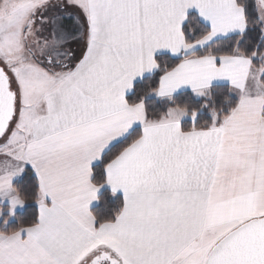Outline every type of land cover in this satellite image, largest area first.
<instances>
[{"label":"snow or ice","instance_id":"1","mask_svg":"<svg viewBox=\"0 0 264 264\" xmlns=\"http://www.w3.org/2000/svg\"><path fill=\"white\" fill-rule=\"evenodd\" d=\"M0 264H264V0H0Z\"/></svg>","mask_w":264,"mask_h":264},{"label":"trees","instance_id":"2","mask_svg":"<svg viewBox=\"0 0 264 264\" xmlns=\"http://www.w3.org/2000/svg\"><path fill=\"white\" fill-rule=\"evenodd\" d=\"M65 23L66 24L70 23V21H65ZM257 37H258V32L253 33L252 37L248 40L247 45H245V46L251 45V44H253V42L258 43ZM75 47L78 48L79 46L75 45ZM164 59H168V57H164ZM169 62H171V61H169ZM140 86L146 87L147 82H141ZM180 99L183 101L191 102V103H197L196 99L194 97H191L190 93L187 96H181ZM153 107H155L156 109H158L160 111H163L164 105L161 103V101H157L154 99ZM205 119H207V114H205ZM183 123L189 124L190 119L188 121L183 122ZM34 183L35 182L31 180V173H29L28 177L24 178V180L22 182V186L30 185V184H34ZM29 203H33V202L29 201ZM122 203H123V199L121 197L113 195L111 192H109L104 187V188H102V194L100 196L99 206L95 210H93V212L98 214V215L107 216V215L112 214L114 211L118 210L119 207L122 205ZM26 207L29 208L26 213L23 214V212H21V213H17V214L23 215L25 219H29V218H31L32 214L35 212V209H34L33 205H27ZM16 223H17V221L14 217L13 221H9V227H15Z\"/></svg>","mask_w":264,"mask_h":264},{"label":"crops","instance_id":"3","mask_svg":"<svg viewBox=\"0 0 264 264\" xmlns=\"http://www.w3.org/2000/svg\"><path fill=\"white\" fill-rule=\"evenodd\" d=\"M154 99L157 100V101H160L158 98H154ZM188 120H189L188 118L185 119V121H188ZM185 121H184V122H185ZM105 189H107L109 192H111V187H110L109 185H106V186H105ZM111 193H112V192H111ZM101 194H102V189H101V191H100V193H99L98 195L101 196ZM115 196L121 197V198L123 199V192H122V190H121V191H118V192L115 194ZM98 206H99V200H98V201H94V202L90 205V210L93 211V210H95ZM21 212H23V210H21V209H18V210H17V213H21ZM11 221H13V219H12Z\"/></svg>","mask_w":264,"mask_h":264},{"label":"rangeland","instance_id":"4","mask_svg":"<svg viewBox=\"0 0 264 264\" xmlns=\"http://www.w3.org/2000/svg\"><path fill=\"white\" fill-rule=\"evenodd\" d=\"M43 35H47V31L43 33ZM74 49L76 50L77 54L80 52V47L76 48L75 45H73Z\"/></svg>","mask_w":264,"mask_h":264}]
</instances>
